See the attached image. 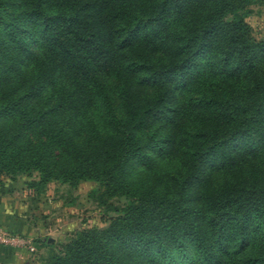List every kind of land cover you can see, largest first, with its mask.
I'll use <instances>...</instances> for the list:
<instances>
[{
	"label": "trees",
	"instance_id": "trees-1",
	"mask_svg": "<svg viewBox=\"0 0 264 264\" xmlns=\"http://www.w3.org/2000/svg\"><path fill=\"white\" fill-rule=\"evenodd\" d=\"M253 4L0 0V174L93 181L114 214L36 264H264Z\"/></svg>",
	"mask_w": 264,
	"mask_h": 264
},
{
	"label": "rangeland",
	"instance_id": "rangeland-1",
	"mask_svg": "<svg viewBox=\"0 0 264 264\" xmlns=\"http://www.w3.org/2000/svg\"><path fill=\"white\" fill-rule=\"evenodd\" d=\"M255 39L264 38V4L251 5V13L245 17ZM37 179L35 172L20 173L12 179L0 174V214L14 223L10 234L28 241L24 246L12 248L7 261L0 264H36L48 254L42 245L50 238L54 248L75 229L101 228L114 214L90 196L96 188L93 181H81L70 187L65 183L48 182L44 187L27 184ZM121 204L123 197L110 200Z\"/></svg>",
	"mask_w": 264,
	"mask_h": 264
},
{
	"label": "built area",
	"instance_id": "built-area-1",
	"mask_svg": "<svg viewBox=\"0 0 264 264\" xmlns=\"http://www.w3.org/2000/svg\"><path fill=\"white\" fill-rule=\"evenodd\" d=\"M28 241L20 236H16L8 233L7 231L0 228V244L9 246L11 248H19L24 246Z\"/></svg>",
	"mask_w": 264,
	"mask_h": 264
},
{
	"label": "crops",
	"instance_id": "crops-1",
	"mask_svg": "<svg viewBox=\"0 0 264 264\" xmlns=\"http://www.w3.org/2000/svg\"><path fill=\"white\" fill-rule=\"evenodd\" d=\"M0 221L2 223H7L8 222L10 224V227H14V223L5 215V212L0 214ZM9 255H8V258H9Z\"/></svg>",
	"mask_w": 264,
	"mask_h": 264
},
{
	"label": "water",
	"instance_id": "water-1",
	"mask_svg": "<svg viewBox=\"0 0 264 264\" xmlns=\"http://www.w3.org/2000/svg\"><path fill=\"white\" fill-rule=\"evenodd\" d=\"M50 240H51L50 238H47V241H48V242H50Z\"/></svg>",
	"mask_w": 264,
	"mask_h": 264
}]
</instances>
